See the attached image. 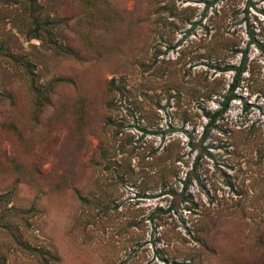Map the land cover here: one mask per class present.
<instances>
[{
	"label": "rangeland",
	"instance_id": "rangeland-1",
	"mask_svg": "<svg viewBox=\"0 0 264 264\" xmlns=\"http://www.w3.org/2000/svg\"><path fill=\"white\" fill-rule=\"evenodd\" d=\"M0 264H264V0H0Z\"/></svg>",
	"mask_w": 264,
	"mask_h": 264
}]
</instances>
